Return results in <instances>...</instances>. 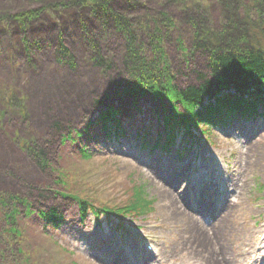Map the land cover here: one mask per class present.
I'll return each instance as SVG.
<instances>
[{"label":"rangeland","instance_id":"1","mask_svg":"<svg viewBox=\"0 0 264 264\" xmlns=\"http://www.w3.org/2000/svg\"><path fill=\"white\" fill-rule=\"evenodd\" d=\"M52 1L56 0H0V14H17ZM148 1L147 10L130 15L144 18L169 7L180 27L165 43L176 82L183 89L199 84L208 57L200 51L188 57L181 52L178 39L188 48L193 44L184 11L175 4L158 7L163 0ZM209 3L207 19L218 26L215 3ZM49 20L45 17L26 35L29 40L44 39L30 70L21 44L25 35L7 33L0 23V92L14 90L18 97L0 105V192L28 197L35 211L55 207L65 216L59 231L50 230L53 235L43 233L39 223L33 227L30 243L40 259L46 264H264V118H241L213 129L211 141L202 137L197 144L189 139L179 160L175 151L139 152L138 133L132 130H147L152 136L154 132L156 139L157 131H163V110L149 98L135 104L122 96V36L99 39L105 58L114 63L105 74L93 64L83 36L86 29L79 22L68 15L57 24ZM89 26L93 27L90 21ZM59 31L72 49L75 69L56 60ZM96 101L104 105L98 108ZM108 106L119 109L117 118L132 128L123 146L104 134L101 115ZM57 122L59 132L53 128ZM62 136L70 137L64 146ZM77 146L84 147L90 160L79 157ZM35 148L47 151L45 169L30 154ZM136 185H144L146 194L157 198L156 213L148 222H129L125 231L111 223H105L102 232L90 220L82 224L76 202L62 195L72 192L102 204H124ZM177 191L186 205L178 201ZM192 205L201 209L186 212V206L196 208ZM144 241L153 245V252H147Z\"/></svg>","mask_w":264,"mask_h":264},{"label":"trees","instance_id":"2","mask_svg":"<svg viewBox=\"0 0 264 264\" xmlns=\"http://www.w3.org/2000/svg\"><path fill=\"white\" fill-rule=\"evenodd\" d=\"M163 1L158 7L175 4L184 11L183 22H187L193 32L190 48L185 41L177 40L183 55L194 56L196 51H200L208 57L206 71L198 75L199 84L189 85L186 89L176 82L172 58L165 44L180 28L169 7L158 14L147 11L146 17L137 18L130 13L139 9L147 10L148 0H56L17 14H0V23L5 24L2 30L9 29L7 33L17 34L16 27H25L24 31L30 32L34 23H40L45 17L57 24L58 17L65 20L66 15L71 16L73 22H79L86 29V33L87 30L91 32L92 38L87 42L93 48L92 62L106 74L112 70L114 63L105 58L100 40L107 41L112 35L122 36L126 49L123 54L126 75L122 83V96H129L135 104L143 98L160 103L166 125V139L162 148L167 151L176 145L180 134L185 137L192 135L195 127L209 131L232 113L254 118L260 107H264V0ZM209 2L215 3V14L220 21L218 26H214L210 18L207 19L212 10ZM89 21L95 31L90 29ZM59 32L56 60L75 69L76 60L72 49L64 38V31ZM20 33L25 35L21 44L30 64L34 54L41 51L44 39L36 36L29 40L26 32ZM31 66L27 68L30 70ZM3 95L1 91L0 100ZM5 96L8 104L18 99L14 90L8 91ZM207 101L209 105H206ZM96 104L100 108L104 102ZM167 106H170L169 111L165 110ZM119 113L121 111L114 106L102 111L105 133L111 140L123 136V123L117 118ZM260 115L264 117V114ZM53 128L58 132L62 130L58 122L53 124ZM62 137L64 146L70 137ZM140 140L144 148H152L146 137ZM72 142L74 144L75 140ZM78 149L80 158L90 160L84 147ZM30 152L33 160L45 169L47 151L38 148ZM131 189L124 204L104 202V206H99L94 198L72 192L74 196L71 198L79 203L83 219L93 212L96 216L109 215L116 222V219L123 220L128 216L137 218L146 209H151L150 202L143 199L144 188L136 185ZM32 204L26 196L22 199L0 192V264H46L40 259L38 249L31 246L30 242L35 238L32 229L36 228L39 221L59 224L60 212L55 207L49 211H35Z\"/></svg>","mask_w":264,"mask_h":264},{"label":"bare ground","instance_id":"3","mask_svg":"<svg viewBox=\"0 0 264 264\" xmlns=\"http://www.w3.org/2000/svg\"><path fill=\"white\" fill-rule=\"evenodd\" d=\"M58 19V21H60V22H63V19H60L59 17L57 18ZM35 22V20L33 21V23ZM41 23V22H40ZM40 23H38V22H35L34 23V26H33V30H29V31H34L36 28L38 29V25L40 24ZM43 26V25H42ZM13 28V27H12ZM40 28V27H39ZM41 29V28H40ZM90 29H92L93 31H95V28L94 27H90ZM25 30V27H16L15 28V31L17 32V33H20V32H28V31H24ZM29 33V32H28ZM28 33L26 34V35H28ZM88 33V34H87ZM87 33H86V31L83 33V36L86 38V42H87V40L90 38H92V34H91V32L89 31V30H87ZM23 35H24V33H22ZM31 40V39H30ZM92 42V44H94V41H91ZM91 44H88L87 43V47L88 48H90V49H93L91 46H90ZM93 55H94V53H92V55H91V58L93 57ZM110 61H112V60H110ZM98 68V67H97ZM100 69V68H99ZM102 70V69H101ZM104 73V72H103ZM106 74V73H105ZM170 186H172V187H174L175 186V184L173 183V182H171L170 183ZM178 189V188H177ZM176 197L178 198V201H180V203H182V204H184V205H186L185 204V202H184V197L182 196V194H181V192H179V191H177V193H176ZM171 198H173V196H171ZM178 201H176V203L175 204H179L178 203ZM199 209H201V208H199ZM192 210H194L193 208H188V206H186L185 207V211L186 212H191ZM195 210H197V209H195ZM185 211H182V210H180V209H178V211H176V212H180V214H185L186 212Z\"/></svg>","mask_w":264,"mask_h":264}]
</instances>
